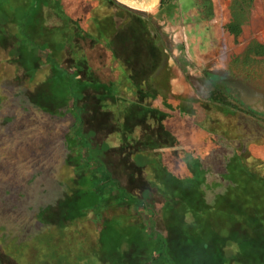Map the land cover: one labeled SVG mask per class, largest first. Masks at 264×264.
Instances as JSON below:
<instances>
[{"label":"rangeland","instance_id":"rangeland-1","mask_svg":"<svg viewBox=\"0 0 264 264\" xmlns=\"http://www.w3.org/2000/svg\"><path fill=\"white\" fill-rule=\"evenodd\" d=\"M5 1L9 2L0 0V5ZM37 1L27 0V3L35 4ZM121 1L145 10L150 5L147 0ZM169 2H164L162 7L165 9L160 12L147 10L148 16H138L142 21L140 23L150 26L152 39L160 45L158 48H162L167 41V60L155 55V51H159L155 46V57H145V62L152 64L149 69L142 67L129 73L123 60H112V63L117 68L126 69L123 75L127 77L129 86L133 82L137 83L144 94L152 96L151 101L168 102L172 109L185 105L190 118L168 114L157 119L153 117L151 121L150 116L138 118L131 114V104H127L126 108L120 105L118 112L125 114L131 121V129L124 130L120 135L113 132V124L109 123L108 117L109 124L103 123L104 127L100 124L101 119L94 117L96 108L78 106V111L79 126L84 136L96 134L94 138L90 137L91 141L97 140V144L104 141L109 145L103 150L95 148L92 151L102 154L101 159L96 154L95 157L107 163L121 189L141 199L145 178L151 177V170L149 167L142 168L139 178L130 179V174L135 173L133 163L143 151L149 158L161 156L160 166H166L179 175V186L172 189L174 194L164 182H153L152 188L156 193L152 195L151 192V197L145 199L146 206L150 207L145 206L146 213L143 206L131 208L130 201L127 203V198L119 190L118 196L99 202L95 209H84L87 215L82 219L61 223L62 219L57 217L59 214L54 209L74 187L75 178L70 164L64 163L66 146L63 144L66 140L70 141V135L73 136V130L67 132L74 122L70 109V96L73 95L69 91L71 84L56 78L54 92H45L39 97L46 102V106L60 102L57 108L48 109L49 114L57 115L54 119L47 114L37 113L28 105V101L36 94L33 88H25L23 82L16 83L9 79L4 84L0 83V264H264L258 259L224 260L208 245L209 240H213L218 241L220 246H229L224 248L226 257H230V254L235 257V252L239 254L237 247L241 250L246 247L248 238L236 227L230 236H222L229 232L230 222L246 218L241 211L232 210L236 208L238 197L246 196L250 190L245 186L244 179H251V173L254 172L259 175H255L257 180L259 178L264 183V125H257L255 120L251 121L250 117H244L239 112L221 113L219 109L211 107L200 99L188 79L178 72V57L188 53L192 57L191 61L198 65L204 64L203 59L194 55L193 46L198 47L200 42L198 30L206 26L203 21L206 12L186 10L188 5L204 3V0H174L176 11L168 14L166 10L169 7L166 6ZM118 18L111 23V28L117 27L120 34H127L128 30L122 24L130 18L124 14ZM153 21L155 27L152 26ZM114 46L119 50L117 53H121L124 43ZM34 47L41 51L38 45ZM59 61L69 62L64 59ZM159 64L160 67L157 66ZM164 64L174 66L180 81H174L171 85ZM57 72L70 75L63 69ZM104 79L107 80V77ZM185 87L190 94L186 93ZM112 88L108 85V89L113 91ZM125 94L130 96L128 92ZM5 117H10V121H2ZM163 119L164 126L169 130L167 135L174 138L172 145L163 144L164 147L152 151L138 149L139 145L137 148L131 147L135 141L147 139L163 142L164 137H159L163 131L160 129L163 124H159V121ZM65 133L70 135L65 138ZM57 143L63 144L64 148H57ZM122 145L125 150L121 151L119 147ZM73 155L75 152L70 153V156ZM124 157L126 160L123 161ZM231 157L237 161L225 165V161ZM186 161L191 162L190 167ZM190 177L194 182L191 181L189 185L194 190L187 193V190L183 191V186ZM163 188L167 193L161 192ZM217 196L219 199L215 204ZM210 197H213L214 204H208ZM247 199L250 202L251 199ZM164 201L169 203V208L175 213L163 216ZM46 207L52 208L53 216L41 213ZM179 209H185L184 216L188 224L184 217V225L179 223ZM39 215L43 217L39 218ZM260 220L264 223L263 218ZM166 225L176 233L169 242L166 241L170 239ZM97 239L103 247H100ZM103 253L111 255L107 262L97 258Z\"/></svg>","mask_w":264,"mask_h":264},{"label":"crops","instance_id":"crops-1","mask_svg":"<svg viewBox=\"0 0 264 264\" xmlns=\"http://www.w3.org/2000/svg\"><path fill=\"white\" fill-rule=\"evenodd\" d=\"M38 1L35 4H30L27 3V0H9L8 3L5 1L0 5V11L2 12L0 18L2 16L4 18L0 20V83L4 84L11 79L16 83L23 82L25 88H33L36 94L28 101V105L35 109L37 113L39 112L44 116L47 114L49 117L56 119L57 115L49 114L48 109L57 108V103L60 102L49 103L46 106V102L39 97L45 92L50 91L53 93L57 87V82L53 83L56 78H59L61 82L71 84V88H69V91L73 92V95L70 96L71 113L74 109L79 116L78 106L96 108L94 117L101 119L103 127L104 124L111 123L113 124V132L121 135L124 130H127L126 126L131 125V121L125 114L122 115L118 112V107L122 105L123 108H126L127 104L133 106L136 100L133 98V92H131L133 90L130 87H126L130 96L124 92L126 89L123 79L126 69L117 68L112 60L121 59L125 62L127 59H132V56L137 54L135 50L132 51V54H129L134 46L133 43L141 41L140 36L142 34H147L144 39L148 44L146 52L150 51L152 46H156L155 48L159 49L157 55L161 57V60L166 61L167 41L164 42L162 48H158L160 45H157V42L152 39L150 26L140 23L142 21L138 16L143 15H136V13L121 6L116 0ZM165 1L163 0V3ZM121 2L125 3L124 1ZM147 3L150 5L145 7L146 11L160 12L161 9H165V7H162L164 4H160V0H147ZM174 6V0H170L166 6L169 7L166 13L175 12ZM132 7L143 9V7ZM186 8L188 12H208L203 20L206 26L198 30L200 33L198 47L193 46L194 51L192 50L198 59L204 60V64L200 65H206L214 71H221L230 77L233 76V78L236 76L241 77V79H249L246 81L247 88L244 89L249 94L243 97L244 101L247 102V105L250 102L253 107L263 110L264 0H204V3H192ZM121 14L130 18L125 24H122V27L128 30L127 34L124 32L120 34L117 27L115 29H113L114 27L111 28V23L115 22V19H119L118 16ZM154 23L153 21V27H155ZM111 36L112 38H110ZM111 39L114 40L111 41ZM123 43L121 53H117L119 50L114 44L120 46ZM34 45H38L41 51H37ZM189 54L182 56L187 61H191L192 57ZM44 55H46V58ZM171 56H169V59H172ZM63 59L69 62L62 63L59 61ZM157 66L160 67V64ZM164 66L168 74L167 79L171 85L174 81H180V75L174 69V66L169 67L168 64H164ZM176 67L179 70L178 72L185 77L178 63H176ZM59 69H63L70 75H60L57 72ZM104 77H107V80ZM108 85L113 87V91L108 89ZM108 91L112 93V96L107 93ZM171 91H173V87ZM185 91L190 94L189 89L186 87ZM193 91L195 92L194 89ZM80 102L81 104L78 105ZM137 103L147 108L146 114L142 117L150 116L151 121L153 117L157 119L168 114L178 118H183V116L190 118L187 116L188 112L185 105L172 109L168 102L159 101L156 103L151 101L150 98H143L142 102L137 101ZM184 104H186V101ZM209 105L219 109L221 113L231 112L225 105ZM23 107L25 106L23 105ZM116 110L117 112H115ZM129 112L133 114L131 109ZM139 117L141 118V116ZM5 118L2 121H10V117ZM164 120L161 121L163 124L161 128L165 134L162 131L161 135L165 137L163 143H158V147H164L163 144L172 145V142L167 141L168 138H166L169 130L164 126ZM256 124L259 125L260 123L256 122ZM147 131L152 132L150 129H147ZM94 136L97 135L92 134L91 138H94ZM89 142L91 148L89 151L95 148L103 150L105 146H109L104 141L97 144V140L93 142L90 138ZM142 149L152 151L155 148ZM141 152V155L137 156L138 159L135 160L140 166L150 161L160 166L159 158H162L161 156L158 155L156 159H153L146 157L148 155L143 151ZM236 152L239 153L240 151ZM104 163L107 169L111 171L107 163ZM65 167L69 166L65 165ZM70 169L75 173L77 166L70 165ZM73 183L75 182L73 181ZM118 186L121 187L119 182ZM154 193H156L155 190L152 191V195ZM207 202L213 204L214 199L212 201L207 200ZM228 259L229 261L235 260L236 254L235 257L230 254ZM12 264L14 263L12 262Z\"/></svg>","mask_w":264,"mask_h":264},{"label":"trees","instance_id":"trees-1","mask_svg":"<svg viewBox=\"0 0 264 264\" xmlns=\"http://www.w3.org/2000/svg\"><path fill=\"white\" fill-rule=\"evenodd\" d=\"M160 4L161 5L164 4L163 0H160ZM206 14L208 15V12H206ZM140 38H141V41H135L133 43L134 46L129 52V54H132V51L134 52L135 50L137 54H134V56H132V59H129V60L127 59L125 61L126 65L128 66L127 72L129 73L136 69H141L142 67H148L147 69H149L152 66L151 63L147 64L145 62V57L150 56V55L153 56L155 48L152 46L150 51L148 50L146 52L148 44H147V41L146 42L144 41L145 39L144 34H142ZM143 51H145L146 53L144 54ZM155 55H157V51H155ZM155 55L153 57H155ZM129 68H130V71H129ZM123 82L125 85L124 87L126 89V91L124 92H127L126 87H130L133 90L131 92H133L132 95L134 96L133 98H135L136 102L137 101L142 102L143 98L151 99V97L144 94V91L139 87L137 83L133 82L132 83L133 85L129 86L127 84L128 83L127 77H124ZM120 87L122 88V86ZM107 93L110 94V96H112L111 92L108 91ZM136 102L133 104V107H132L133 109L131 108V111L134 115L142 117L144 116V114H146L147 108L140 106L138 103L136 104ZM74 111L75 110L73 109L72 112L74 114L72 113V115L75 117L73 125L72 127H70L69 130H67V132H71L73 130L72 131L73 136L68 133L67 134L65 133L66 134L65 138H67L68 135H70V141L66 140L65 142H63V144L66 146L65 147L66 154H65L64 162L66 164L76 165L77 171L74 173L76 176V178L73 179V181L75 182L73 183L74 187L71 190H69V192L67 193L64 199H62L61 201L57 203V207L56 209H54L55 211L53 210L55 213L59 214L57 215V217L59 216L60 219H62L60 220L61 223L67 220L73 222L77 219H82L83 217L87 215L86 211H83L84 209H87L89 207H93V209H95L98 206L99 202H105V201H108V199L110 200L114 196H118V193L120 192L119 190H121V192L123 193L122 196L125 199L127 198V203H129L130 201L129 205H131V208L133 207L139 208L141 206L145 208L146 206L145 199L150 198L151 192L154 190V188H152L153 182H164L167 185L168 190H170L171 194H174L172 189L174 187L179 186L180 179L177 177V175H174V173L170 171L166 166L162 165V168H161V166H159L157 163H154L151 161L145 162L144 165L142 166H140L138 162L133 163V167H134L133 171L135 169L134 171L135 173L131 172L130 179L141 177L140 175H141L142 168L149 167V169L151 170V177L145 178V187H143L140 200L137 198V195H133L132 193H127L123 189H121V187L118 186V181L112 176L111 171L107 169L105 163L103 164L102 162L99 161V159L95 157V154H96L101 159L102 154L100 155L97 152L89 151L90 149L89 138L91 137V134L89 133L88 137L86 135L84 136L79 126L80 118ZM134 112H136L137 114H135ZM160 122L161 121H159V124ZM126 127H127L126 128L127 130L129 128L131 129V127H129V124ZM160 136L161 134L159 135V137ZM166 138H168L167 141L170 140L173 143L174 138L171 135H166ZM158 143L154 142L153 139H147L143 141H135L134 143H132L131 147L137 148V146L139 145L138 149H141V148L154 149L159 146ZM63 144L57 143V148H59V146L64 148ZM123 148L124 147H121V146L119 147L121 151L125 150ZM72 152H75V155L70 156V153ZM124 160H126L125 157L123 158V161ZM236 161L237 159H235L234 157L228 158V160L225 161V165L226 164L229 165V163H235ZM186 162H187L186 163L187 166L190 167L191 162L189 161H186ZM251 174H252L251 179H248V178H247L248 180L244 179L245 186L249 187L250 190L247 191L246 196L241 195L242 197H238L237 201H240V200L242 201L241 202L236 201V204H237L236 208L234 207L232 209L235 211H241L242 214L246 215V218L244 217L240 221H234V223L230 222L231 227L229 229V232L226 235L224 234L222 237L226 238L230 236L229 235L230 232H232V229L236 227L240 233H245V236H247L248 238L246 247L243 250L239 249L238 247L239 254L235 252L237 256L236 259L239 261L241 260L246 261L248 259L255 261L256 259H258V261L264 262V232H262L264 229L263 228L264 223L261 222L260 220L261 218L264 219V183L259 178H258L259 181L257 180L255 175H258V174L254 172H252ZM260 178L263 179V177L261 176ZM168 181L170 182L171 185L169 184ZM191 181L193 180L190 177V180L187 181L185 185L183 186V191L187 190V193L193 192L194 189L192 188V186L189 185ZM132 182H134V180ZM161 192L167 193V190L163 188ZM247 198L251 199L250 202L248 201ZM217 199H219V196H217L215 204L217 203ZM209 200L212 201L213 197L209 198ZM42 210H43L41 211L42 214L45 215L49 213L48 216H53L52 214L53 212H51L52 211L51 207H46ZM171 212L175 213V210H173L172 208H169V203L165 202L163 204V214H164L163 216L165 217ZM178 212L179 213H177V215H179V217L177 218L179 220V223L181 225L183 224V217H184L185 222L188 224L184 216V214L186 213L185 209L184 210L179 209ZM146 213H148L147 209H146ZM41 217L43 216L39 215V218ZM54 223L57 225V221H55ZM166 227H167V230L169 231L170 239L166 240L165 237L164 239L167 242H169L176 233L173 232L170 226L166 225ZM97 242L99 243V245L101 244L99 239H97ZM208 245L209 247H211V249L213 248V250H215L216 255L223 257L224 260L226 259L229 260L228 257H226L223 254L225 250L224 248L227 249V247L229 246H226V245L220 246L218 241H213V240H209ZM100 247H103L102 244L100 245ZM109 256L111 257L110 254L104 255L103 253L100 257L97 256V258L102 262L103 261L107 262ZM203 264H206V262H203Z\"/></svg>","mask_w":264,"mask_h":264},{"label":"flooded vegetation","instance_id":"flooded-vegetation-1","mask_svg":"<svg viewBox=\"0 0 264 264\" xmlns=\"http://www.w3.org/2000/svg\"><path fill=\"white\" fill-rule=\"evenodd\" d=\"M177 60L180 69L202 101L211 105H225L231 110L230 113L236 111L244 117H250L251 121L264 124V108L255 110L250 103L248 105L242 103L243 97L249 94L245 91L246 81L249 79L230 77L206 65H196L192 61H187L183 56H179ZM191 78L197 80V83H193Z\"/></svg>","mask_w":264,"mask_h":264},{"label":"water","instance_id":"water-1","mask_svg":"<svg viewBox=\"0 0 264 264\" xmlns=\"http://www.w3.org/2000/svg\"><path fill=\"white\" fill-rule=\"evenodd\" d=\"M117 1V3H119L121 6H123V7H125V8H127V9H129L130 11H132V12H134V13H136V14H139V15H143V16H148V12L146 11V10H144V9H138V8H135V7H132V6H129V5H127L126 3H123V2H121V1H118V0H116ZM191 81H193V83H197V80H194V79H192L191 78ZM242 103H244V104H246L247 102L246 101H244L243 99H242ZM250 103V102H249ZM251 104V103H250ZM255 110H259V108H255V107H253Z\"/></svg>","mask_w":264,"mask_h":264}]
</instances>
